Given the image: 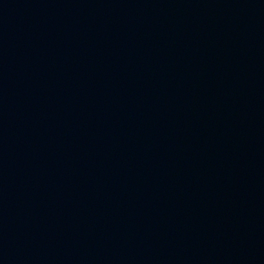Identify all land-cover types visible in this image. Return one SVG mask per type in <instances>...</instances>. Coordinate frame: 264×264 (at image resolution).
I'll list each match as a JSON object with an SVG mask.
<instances>
[{"label": "water", "instance_id": "water-1", "mask_svg": "<svg viewBox=\"0 0 264 264\" xmlns=\"http://www.w3.org/2000/svg\"><path fill=\"white\" fill-rule=\"evenodd\" d=\"M0 264H264V0H0Z\"/></svg>", "mask_w": 264, "mask_h": 264}]
</instances>
